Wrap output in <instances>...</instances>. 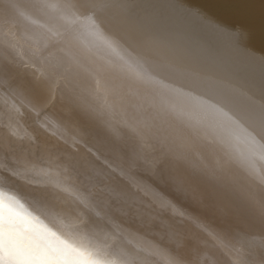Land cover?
<instances>
[{
    "label": "bare ground",
    "instance_id": "bare-ground-1",
    "mask_svg": "<svg viewBox=\"0 0 264 264\" xmlns=\"http://www.w3.org/2000/svg\"><path fill=\"white\" fill-rule=\"evenodd\" d=\"M0 163L126 264H264V0H0Z\"/></svg>",
    "mask_w": 264,
    "mask_h": 264
},
{
    "label": "snow or ice",
    "instance_id": "snow-or-ice-1",
    "mask_svg": "<svg viewBox=\"0 0 264 264\" xmlns=\"http://www.w3.org/2000/svg\"><path fill=\"white\" fill-rule=\"evenodd\" d=\"M75 29L68 27L64 32L47 30L44 35L51 46L69 41L68 59L50 64L48 70L56 73L61 67L65 72L73 70L72 57H78L74 38ZM35 54L42 56L37 48ZM4 105L9 119L21 115L20 102L6 99ZM0 167H4L0 163ZM85 206L88 198L82 194ZM83 224V221H81ZM0 264H126L118 253L107 245L93 241L88 230L79 233L57 232L33 216L24 205L9 192L0 188Z\"/></svg>",
    "mask_w": 264,
    "mask_h": 264
}]
</instances>
